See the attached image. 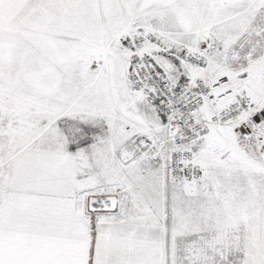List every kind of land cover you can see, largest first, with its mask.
Wrapping results in <instances>:
<instances>
[{
  "label": "snow or ice",
  "instance_id": "6c2138e0",
  "mask_svg": "<svg viewBox=\"0 0 264 264\" xmlns=\"http://www.w3.org/2000/svg\"><path fill=\"white\" fill-rule=\"evenodd\" d=\"M0 264H264V0H0Z\"/></svg>",
  "mask_w": 264,
  "mask_h": 264
}]
</instances>
